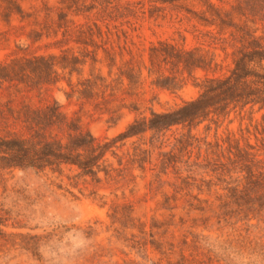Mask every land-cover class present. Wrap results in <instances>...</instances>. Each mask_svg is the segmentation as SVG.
Here are the masks:
<instances>
[{
    "label": "rangeland",
    "instance_id": "1",
    "mask_svg": "<svg viewBox=\"0 0 264 264\" xmlns=\"http://www.w3.org/2000/svg\"><path fill=\"white\" fill-rule=\"evenodd\" d=\"M53 218L80 264H264V0H0V264Z\"/></svg>",
    "mask_w": 264,
    "mask_h": 264
},
{
    "label": "clouds",
    "instance_id": "2",
    "mask_svg": "<svg viewBox=\"0 0 264 264\" xmlns=\"http://www.w3.org/2000/svg\"><path fill=\"white\" fill-rule=\"evenodd\" d=\"M62 223L53 218L42 224L48 235L39 244L40 264H80V257L87 249L89 240L75 225L61 230ZM230 264H257V260L251 254L233 252L230 254Z\"/></svg>",
    "mask_w": 264,
    "mask_h": 264
},
{
    "label": "trees",
    "instance_id": "3",
    "mask_svg": "<svg viewBox=\"0 0 264 264\" xmlns=\"http://www.w3.org/2000/svg\"><path fill=\"white\" fill-rule=\"evenodd\" d=\"M200 103H201V100L197 99L196 101H194L192 103H188V104L184 105L183 107L177 109L176 111H173L171 113H167L160 118L159 123H155L158 125H155L153 123V125H151V127H149V128L150 129H157V128L166 129V128H169L172 126L183 125L184 123L191 122L195 118L198 117V115H197L198 112H200V110H202L204 108L202 106H199ZM133 127L134 126H130L129 130H131V128H133ZM150 129L146 128V130H150ZM139 132H141V131H132L131 133L129 132L127 134V136L131 137V136H134L135 134H138ZM85 144H88V143H85ZM24 153H26V151H24ZM74 165H76L80 169L84 168V165L81 163H74Z\"/></svg>",
    "mask_w": 264,
    "mask_h": 264
}]
</instances>
